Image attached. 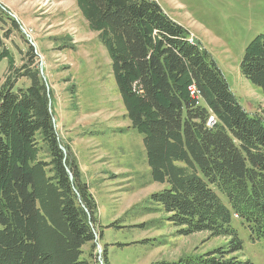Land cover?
Returning a JSON list of instances; mask_svg holds the SVG:
<instances>
[{
    "label": "trees",
    "instance_id": "1",
    "mask_svg": "<svg viewBox=\"0 0 264 264\" xmlns=\"http://www.w3.org/2000/svg\"><path fill=\"white\" fill-rule=\"evenodd\" d=\"M72 1L109 54L154 181L168 185L151 201L181 236L229 239L205 256L154 264H253L229 257L243 247L234 220L264 241V118L240 104L213 56L158 1ZM28 49L0 87V264H91L98 204L63 149L39 55ZM239 68L264 94V33Z\"/></svg>",
    "mask_w": 264,
    "mask_h": 264
},
{
    "label": "rangeland",
    "instance_id": "2",
    "mask_svg": "<svg viewBox=\"0 0 264 264\" xmlns=\"http://www.w3.org/2000/svg\"><path fill=\"white\" fill-rule=\"evenodd\" d=\"M155 1L201 41L240 104L264 118V94L239 68L246 48L264 33V0ZM0 35L7 50L0 52V87L27 60L29 45L39 55L55 128L98 204L97 259L91 264L177 262L225 249L229 239L224 237L179 235L151 201L168 185L154 181L143 136L126 114L109 54L74 1L0 0ZM233 226L243 247L229 258L264 264V241H253L240 220ZM90 251L86 246L84 257Z\"/></svg>",
    "mask_w": 264,
    "mask_h": 264
},
{
    "label": "built area",
    "instance_id": "3",
    "mask_svg": "<svg viewBox=\"0 0 264 264\" xmlns=\"http://www.w3.org/2000/svg\"><path fill=\"white\" fill-rule=\"evenodd\" d=\"M191 39L194 40V38H192V37H191ZM191 94H192V96L197 95V90L195 87L191 88ZM213 124H214V118L212 117L210 119L209 126H213Z\"/></svg>",
    "mask_w": 264,
    "mask_h": 264
},
{
    "label": "water",
    "instance_id": "4",
    "mask_svg": "<svg viewBox=\"0 0 264 264\" xmlns=\"http://www.w3.org/2000/svg\"><path fill=\"white\" fill-rule=\"evenodd\" d=\"M41 75L43 76V78H44V80L46 81L47 79H46V77L43 75V69L41 68ZM48 90H49V88H48ZM54 124H55V121H54ZM64 149V148H63Z\"/></svg>",
    "mask_w": 264,
    "mask_h": 264
},
{
    "label": "bare ground",
    "instance_id": "5",
    "mask_svg": "<svg viewBox=\"0 0 264 264\" xmlns=\"http://www.w3.org/2000/svg\"><path fill=\"white\" fill-rule=\"evenodd\" d=\"M191 41H193V40L191 39Z\"/></svg>",
    "mask_w": 264,
    "mask_h": 264
}]
</instances>
